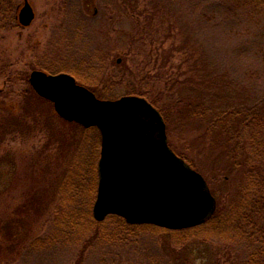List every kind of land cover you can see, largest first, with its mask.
Listing matches in <instances>:
<instances>
[{
  "label": "rangeland",
  "instance_id": "rangeland-1",
  "mask_svg": "<svg viewBox=\"0 0 264 264\" xmlns=\"http://www.w3.org/2000/svg\"><path fill=\"white\" fill-rule=\"evenodd\" d=\"M27 1L34 19L22 27L18 14L24 0H0V264H173L174 251L194 264L245 261L247 246L237 239L202 244L198 235L183 242L168 233L129 234L110 225L99 231L117 239L89 232L61 236L51 220L55 207L60 203L75 211L94 196L100 133L67 123L45 100L33 99L32 118L23 127L5 121L12 114L4 109L27 117L23 94L35 70L69 74L104 100L135 89L147 91L148 101L163 95L164 110L165 103L181 99L173 92L176 79L205 75L212 83L207 101L227 107L264 103V13L241 12L224 0ZM152 27L164 34L149 35ZM162 72L167 82L171 77L167 86ZM176 113L173 105L165 123L170 149L194 161L192 169L223 204L225 176L216 168V154L203 149V124L190 119L187 126ZM78 182L80 195L70 200ZM195 244L200 256L192 253Z\"/></svg>",
  "mask_w": 264,
  "mask_h": 264
},
{
  "label": "water",
  "instance_id": "water-1",
  "mask_svg": "<svg viewBox=\"0 0 264 264\" xmlns=\"http://www.w3.org/2000/svg\"><path fill=\"white\" fill-rule=\"evenodd\" d=\"M33 19L24 0L19 24L27 27ZM28 82L60 118L100 132L92 208L97 221L117 215L129 224L180 230L198 226L214 213L215 198L207 183L168 147L163 118L145 98L100 100L67 74L32 71Z\"/></svg>",
  "mask_w": 264,
  "mask_h": 264
},
{
  "label": "trees",
  "instance_id": "trees-1",
  "mask_svg": "<svg viewBox=\"0 0 264 264\" xmlns=\"http://www.w3.org/2000/svg\"><path fill=\"white\" fill-rule=\"evenodd\" d=\"M224 1L230 4L233 9L241 12H252L261 15L264 13V0ZM252 13H249V15H254ZM152 29L149 35L164 34L161 29L155 30L154 27ZM164 37L169 38V36ZM161 76L167 86L171 77L168 78L167 82L164 72L161 73ZM211 84L208 75L196 80L193 77L185 78L181 81L176 79L173 83V92L180 95L181 99L173 105L180 120L187 121V126L191 122L188 121L190 119L203 124L202 133H200L203 149L206 152H213V155L216 154L214 159L216 168L221 170L225 176L223 182L228 192L224 203H221L220 198L216 201L214 197L215 211L206 221L198 226L180 230H168L150 224H129L117 215H108L104 220L97 221L93 217L92 208L96 199L99 181L97 169L98 157V160L96 159L97 163H93L92 168L94 178L91 185V194L94 196L89 201H86L88 203L85 205V202L83 204L84 207L77 208L75 211L68 208L64 209L60 203L55 207L51 220L53 225L59 228L60 232H63L61 236H65L67 232L82 234L89 232L94 237L106 238L108 241L117 239V237L114 238L110 233L103 235L105 233L99 231L101 227L110 225L115 231H123L129 234H132L134 230L168 233L181 237L183 242L189 237L195 238L198 235H202V237L197 242L202 244L213 242L215 239L228 242L237 239L244 242L247 246V257L241 264H264V103L253 100L254 103L251 107H241L239 103L227 107L225 104H220L213 99H211L212 101H207L206 99L211 93ZM218 85H223L221 87L222 91L226 90L224 83H219ZM136 90H133V93H128L126 96L136 95L148 101L147 91ZM91 92L99 98L96 92ZM23 95L22 109L27 117L15 115L12 111L4 109L6 113L12 114L5 121L7 120L14 127H23L22 123L27 124L26 120L32 118L28 115L30 111L29 107L37 99L44 100L36 95L31 87L26 89ZM161 96L149 98V102L156 109H159L158 111L161 113L164 122L168 124L167 113H170L173 105L165 103L163 107L167 111L166 113L159 105ZM34 98L36 100L33 101ZM177 156L182 158L191 168H195L193 160H189L182 153L177 154ZM69 185H66L68 190ZM80 186H82L80 182L74 185V187L72 185L68 193L70 200L80 195ZM67 189L65 188L64 191H67ZM113 234H119V232ZM37 242L41 243V240H37ZM195 245L197 246L196 248L193 247L192 253L199 254L200 247L198 244ZM183 246H186V244ZM183 256L184 254L176 253V251L170 253L173 264H194L190 260H187L186 257L183 260ZM211 256H213V253Z\"/></svg>",
  "mask_w": 264,
  "mask_h": 264
}]
</instances>
